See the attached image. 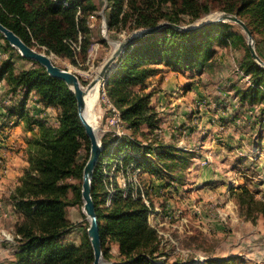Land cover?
Returning a JSON list of instances; mask_svg holds the SVG:
<instances>
[{
	"label": "trees",
	"instance_id": "obj_1",
	"mask_svg": "<svg viewBox=\"0 0 264 264\" xmlns=\"http://www.w3.org/2000/svg\"><path fill=\"white\" fill-rule=\"evenodd\" d=\"M109 3L107 23L110 31H123L129 23L133 30L153 28L163 23L181 25L183 17L196 21L218 10L238 14L251 29L256 47L264 45V0H145L140 4L137 0H109ZM96 8L91 0H0V21L29 46L42 47L77 62L74 44H80V51L88 54V18L95 14ZM235 29V24L230 22L212 23L193 31L164 26L133 40L118 58L104 87L110 102L121 111L126 130L132 134L140 132L145 138L157 135L161 120L152 106L153 92L142 90L146 80L160 71L157 65L200 75L207 63L216 57L214 44L224 46L236 40L245 41L244 35ZM0 39L16 51L1 33ZM246 51L245 67L240 68L247 79L240 89L241 98H238L245 105L256 106L254 112L264 122V68L253 59L248 47ZM3 78L14 93L18 89L25 92L21 104L7 108V116L25 119L29 131H34V125L39 128L28 143L29 165L14 194L23 220L16 230L21 240L13 264H93L94 252L87 232L89 223L80 248L67 246L61 241L71 228L65 210L72 203L70 190L74 192V202H82L81 186L66 181L72 177L83 179V170L90 156L83 164L77 162L83 145L90 150L91 144L78 117L76 98L65 82L49 76L41 66L38 70L17 72L10 57L0 65V81ZM32 92L45 106H62L63 114L59 116L57 128L48 126L43 119H33L26 110V99ZM108 135L102 137L103 152L92 180L104 257L111 258L110 244L116 243L119 257L112 264H231L230 260L221 259H207L204 263H171L163 259L160 236L148 222L147 207L141 198L133 196L131 189L125 196L115 176L118 172L127 173L132 165L152 174L166 170L172 175L178 159L183 157L187 161V156L179 155L183 149L158 144L157 140L141 145L133 137L125 136L118 141ZM262 137L257 140V147H261ZM107 144L113 148L107 149ZM113 153V160L109 161L106 155ZM116 160H122L123 165L116 166L112 182L115 194L111 203L106 205L107 188L111 183L109 175ZM233 190L246 219L254 222L260 217L264 219V200L257 198L247 183L233 187Z\"/></svg>",
	"mask_w": 264,
	"mask_h": 264
},
{
	"label": "rangeland",
	"instance_id": "obj_2",
	"mask_svg": "<svg viewBox=\"0 0 264 264\" xmlns=\"http://www.w3.org/2000/svg\"><path fill=\"white\" fill-rule=\"evenodd\" d=\"M91 1L96 5L97 10L93 16L88 18L90 33L87 55L80 51V44H74V47L77 45L79 48L75 47L77 62H72L67 57L57 56L45 48L36 47L38 51L48 54L58 66L76 73L84 87H87L94 79L105 59L114 50L113 43L140 31L133 30L130 23L123 31H110L107 23V15L110 12L109 0ZM137 1L140 4L145 0ZM220 12L223 11H212L196 21H190L189 17H183L181 25L194 27L208 20L211 15ZM235 28V31L244 35L245 41L236 40L224 46L214 44L217 52L216 57L212 62L207 63L200 75H191V72L171 75L168 71H164L167 69L166 67L156 66L160 71L150 76L152 81L145 83L144 89H142L144 92H153L151 101L155 106L159 105L155 95L158 92H164L167 84L175 83L176 80L179 82V90L176 91L174 97L168 95V102L159 105L158 111H156L161 120L157 135L145 138L140 132L132 134L125 128L127 136L138 140L141 145L157 140L158 144L167 142L185 150L193 144H198L201 141L206 142L207 149H204L206 151L187 153L185 150V152H179L180 156L187 153V161L180 157L172 175L168 176L166 170L154 174L160 175L159 180L168 176L174 181L165 183L166 185H163L162 189L158 191V195L150 196L152 205L157 209V214L150 217L151 224L161 232L159 236L163 259H168L171 263L177 261L204 263L207 259L214 257V259L223 261L230 260L231 264H264V219L260 217L255 222L246 219L233 190V187L247 183L257 194V198L264 196V187L262 186L264 183V156L261 160L262 151L256 146L258 144L256 140L259 139L256 133L261 129L258 127V123L264 125V122L257 114L255 116L257 121L254 122L256 133L255 135L251 134L252 122L247 120L246 115L252 114L256 110V106L251 104L245 106L239 101L241 98L239 93L242 92L240 89L245 86L244 82L247 79L241 68L245 67L243 64L247 60L248 40L246 33L239 25L235 24ZM0 43V65L10 57L17 72L39 69L38 63L35 64L34 61L21 57L17 50L13 51L8 48L3 39H0ZM5 49L9 50L4 52ZM256 50L264 60V45L259 44ZM0 84L3 85L0 87L4 89L0 93V264H13L17 260L16 253L19 250V240H21L16 230L18 224L23 220L22 210L16 207L14 194L17 187L21 185L29 165L26 163L28 162V143L33 137V133L38 132L39 128L38 125H34V131L27 130L25 119L16 116H13L10 121L8 120L11 117L7 116V108L21 104L25 92L18 89L14 93L6 80ZM146 84L148 85L146 86ZM193 85L198 91L187 90ZM202 103L203 105H200ZM163 106L170 110L169 113L160 110ZM185 108H187L186 111ZM26 110L33 116V119H43L48 126L55 128L60 125L59 116L63 114L61 105L45 106L39 101V96L35 92L30 93L26 99ZM97 111L99 115L97 127L102 140L104 135L110 134H105L102 129L106 125L107 119L112 115L103 85ZM162 113L163 116L160 115ZM234 113L237 114L235 121L231 118ZM186 114L191 115L189 118L191 122L183 120L182 117H185ZM4 117L6 118L4 119ZM262 134L264 136V129ZM171 140L173 142H170ZM106 146L107 149L113 148L110 144ZM191 148L193 149L194 146ZM115 150L118 149L115 148ZM89 154L90 150L84 144L77 162L83 164ZM106 157L112 161L114 153L107 154ZM242 165L245 166L242 167ZM207 169L211 174L217 175V179L208 184L215 189L219 188L216 192H209V195L216 196L215 201L212 198L205 199L199 195L196 197V201H193L192 204L190 202L187 208L184 202L185 198L188 196L189 199H192L190 196L196 191L194 189L196 186L193 184H199L198 189L201 188L205 179L203 174ZM146 174L147 172L136 178V176L128 177V175L118 172L115 177L118 178L117 182L120 186L141 179L140 182L144 186L149 185L153 189L152 184L154 185V183H149L150 174ZM154 175L151 174V176ZM66 182L79 185L82 188L83 179L72 177ZM170 186L174 192L168 193L166 189ZM154 187L157 188L156 185ZM174 193L175 196L172 195ZM184 193L186 196H181ZM69 198L72 203L65 210L71 228L68 233L62 236L61 241L67 246L80 248L84 230L88 227L89 221L83 212V200L75 203V195L72 190L69 192ZM203 211L207 214L205 219H210L205 222L208 227L206 231L209 233L201 230L204 226L201 217ZM110 251L111 258L104 257V260L112 264L119 257L118 244L111 243Z\"/></svg>",
	"mask_w": 264,
	"mask_h": 264
},
{
	"label": "water",
	"instance_id": "obj_3",
	"mask_svg": "<svg viewBox=\"0 0 264 264\" xmlns=\"http://www.w3.org/2000/svg\"><path fill=\"white\" fill-rule=\"evenodd\" d=\"M234 23L239 25L247 35L248 48L253 59L264 68V60L260 57L256 50V42L254 35L247 25V23L240 18L238 14H231L227 12H220L213 14L208 20L202 22L194 27H187L172 23H163L153 28H147L137 31L128 37H125L121 41H117L114 44V50L105 59L104 63L100 68V72L94 77V79L89 83L87 89H84L80 77L65 68H62L55 64L49 56L38 51L26 44L20 36H18L13 30L6 27L0 21V33L5 37L9 44L14 47L19 54L29 60L37 62L41 67H43L49 76L57 78L65 82L70 91L74 94L77 101V112L78 117L85 129V133L90 140V156L83 170V182H82V200H83V212L89 221V227L87 229L88 238L93 248L94 252V262L93 264H110L104 260L103 250H102V239L100 235V225L98 213L93 200V190H92V180L94 173L97 169V164L99 158L103 152L102 140L99 135V131L90 123L86 116L87 110V94L89 88L101 82L103 86L106 85L110 77L112 69L115 67L116 62L125 48L132 43L136 38L142 37L144 35L151 34L160 28L167 26L169 28H175L181 31H193L210 25L212 23Z\"/></svg>",
	"mask_w": 264,
	"mask_h": 264
},
{
	"label": "crops",
	"instance_id": "obj_4",
	"mask_svg": "<svg viewBox=\"0 0 264 264\" xmlns=\"http://www.w3.org/2000/svg\"><path fill=\"white\" fill-rule=\"evenodd\" d=\"M0 45H1V43H0ZM1 50V49H0ZM5 52V51H4ZM160 67H163L162 65H160ZM164 71H168L169 72V74H171V75H173V74H175V75H178V73H184V72H178V71H174V70H171V69H165ZM3 80H6V79H2L1 81H0V83H2L3 82ZM150 81H152V78H149L147 81H146V83L148 82H150ZM188 81V80H187ZM179 82H178V80H176L175 81V83L174 82H171V84H167V86H165V90H164V92H158L155 96H157V102H159V105L161 106V105H163V104H166L167 102H168V99H169V96L168 95H171L172 96V98L174 97V95L176 94V91H178L179 90V84H178ZM0 85H2V84H0ZM148 84H146V86H147ZM3 86V85H2ZM191 88V90H194V91H198L197 90V88H196V86L195 85H193V86H191L190 87ZM0 89H1V93L4 91V89L3 88H1L0 87ZM147 90V89H146ZM166 97H167V99H166ZM16 98V97H15ZM152 98H153V96H152ZM172 98H170V100H173ZM199 99V98H198ZM198 99H197V102H198ZM200 99H201V97H200ZM159 105H157V106H155L154 105V102L152 103V106H153V108H154V110L155 111H158V108H159ZM183 105V104H182ZM184 106V105H183ZM245 106H247V105H245ZM192 108V107H191ZM183 109V108H182ZM186 109L187 108H185V111H186ZM220 109H222V108H220ZM162 112H166V113H169V109H167V107L166 106H163L161 109H160ZM161 116H163V113L162 114H160ZM257 115V112H253L252 114H250V115H246V118H247V120L248 121H250V122H252V126H253V129L250 131L251 132V134H253V135H255V133H256V130H255V121H257V119L255 118V116ZM190 114L189 115H185V117H182L183 118V120L184 121H188V122H191V119H189L190 118ZM6 117H4V119H5ZM13 117H11L10 119L8 118V120L10 121L11 119H12ZM158 118H160V116L158 115ZM232 119L234 118V121H235V118L237 119V114L236 113H234L233 114V116L231 117ZM243 123H245L244 121H243ZM264 126V125H263ZM258 127H260L261 129H259V131L256 133V135H258V138H260V136H262L263 134V129H264V127H262V124L259 122L258 123ZM263 128V129H262ZM165 137H167V136H165ZM263 138V137H262ZM251 141V140H250ZM257 141V140H256ZM170 142H173V140H171ZM258 142V141H257ZM165 146H173V144H169V143H165L164 144ZM191 146H194V148L192 149L191 148ZM190 146V148H187V149H185L186 151H189V152H194V151H199V150H201V151H206V150H204V149H207V146H206V142H204V141H201L200 143H198V144H193V145H191ZM175 147H177V146H175ZM178 148V147H177ZM179 149V148H178ZM258 149L259 150H261L262 152H261V157H260V159L262 160V157L264 156V138H263V141H262V145H261V147H258ZM184 150V149H183ZM184 150V151H185ZM184 155H187V153H185ZM198 155H199V152H198ZM25 157H26V155H25ZM4 158H5V156H4ZM196 159V158H195ZM26 163H28V162H26ZM262 165V164H261ZM243 166H245V165H242V167ZM143 173H144V175H145V171H143ZM147 174H150V178H149V180H150V182L149 183H151V182H153L154 183V185L152 184V186H153V193L155 194V195H158L159 193H158V191L159 190H161L162 188V186L163 185H166L167 183H173L174 181L173 180H171L168 176H166L165 178H161L162 180H165V181H162V180H159V176L160 175H154V176H151V174L152 173H150V172H147ZM146 174V175H147ZM204 175V181H203V184H202V186H201V188L200 189H198V185L199 184H193V185H195L194 187V189H196V191L192 194V196H190L192 199H189V197L187 196L185 199H186V201H184L185 203H186V207L188 208L189 207V205H190V202H191V204H192V202L194 201H196L195 199H196V197H199V195H202L205 199H208V198H212L213 199V201H215V195L213 194V196H211V195H209L210 193L209 192H211V191H214V192H216L217 190H219V188H214L213 186H208V184H209V182L210 181H215L214 179H217V175H214V173H210L209 172V170L207 169L206 171H205V173L203 174ZM156 176V177H155ZM261 176V175H260ZM166 183V184H165ZM204 183H207V185H204ZM239 183V182H238ZM183 184V183H182ZM211 184V183H210ZM243 184H245V183H243ZM243 184H239V185H243ZM156 185V187L157 188H155L154 186ZM238 185V186H239ZM248 185V184H247ZM158 186H159V188H158ZM231 186V185H230ZM262 186L264 187V183L262 184ZM236 187V186H235ZM172 187L170 186V187H168L167 189H166V191L168 192V193H171V191H173V189H171ZM192 189V188H191ZM235 190H237V188H235ZM174 192V191H173ZM172 195H174L175 196V193L174 194H172ZM264 195V194H263ZM181 196H186V193H184V194H181ZM184 199V200H185ZM259 199H263L264 200V196H263V198H259ZM184 204V203H183ZM185 205V204H184ZM207 214H206V212H204L203 211V213H201V217L203 218L202 219V223H204V226L201 228V226H200V228H201V230H203L204 232H206V233H209L208 231H206L207 229H208V227H206V225H205V222L207 221V220H210V219H205V216H206ZM209 226H211V225H209ZM206 228V229H205ZM214 231V230H213ZM213 259H214V257H212Z\"/></svg>",
	"mask_w": 264,
	"mask_h": 264
},
{
	"label": "built area",
	"instance_id": "obj_5",
	"mask_svg": "<svg viewBox=\"0 0 264 264\" xmlns=\"http://www.w3.org/2000/svg\"><path fill=\"white\" fill-rule=\"evenodd\" d=\"M75 47L78 48L77 45H75ZM103 87H105V86H103ZM0 93H1V89H0ZM104 93H105V91H104ZM31 95H33V94H31ZM106 98L108 100L112 115L107 119V123L103 127L102 132H104L105 134H107V133L112 134L113 137H116L117 140L119 141V140L123 139V137L127 136V133L125 131L124 122L122 120L121 111L110 102V100L108 99L107 96H106ZM200 105H203V103ZM185 149H187V148H185ZM118 164L122 166L123 165L122 160H116L113 167L111 168V172L109 175V179H110L111 183L108 185V188H107V190L109 192L108 198H107V205H109L111 203L112 198L115 194V188H114V185L112 182H113V177L115 174L114 171L116 170V166ZM106 168H107V166H104V169H106ZM124 174L128 175V177L136 176V178L139 177L140 175H144L142 169L135 168L133 165L131 167H129L127 173H124ZM140 180L139 181L136 180L134 182L132 181L129 184L126 183V184H124V186H121L124 189V195L127 196L129 193V190L131 189L134 197L142 199L143 203L145 204V206L147 207V209L149 211L148 212L149 224L156 229V231L158 232L159 235H161V232L158 230V228L151 224V218L150 217L157 214V209H156V207H154L152 205V201L150 198V196L154 194L153 189L149 185L144 186L140 182ZM202 259H201V261L203 262Z\"/></svg>",
	"mask_w": 264,
	"mask_h": 264
},
{
	"label": "bare ground",
	"instance_id": "obj_6",
	"mask_svg": "<svg viewBox=\"0 0 264 264\" xmlns=\"http://www.w3.org/2000/svg\"><path fill=\"white\" fill-rule=\"evenodd\" d=\"M44 54H46V53H44ZM46 55L49 56L48 54H46ZM51 60H52V58H51ZM87 88L88 87H84V89H87ZM101 88H102V83L98 82L96 85H94L93 87L89 88V91H88V94H87L86 116H87L88 120L90 121V123L97 129V131H98L97 122H98V118H99V115L97 113L98 112L97 111V107H98L99 100H100Z\"/></svg>",
	"mask_w": 264,
	"mask_h": 264
}]
</instances>
